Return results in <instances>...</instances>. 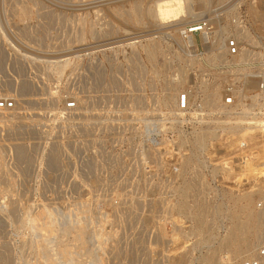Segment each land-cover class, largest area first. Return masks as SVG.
<instances>
[{
    "label": "rangeland",
    "instance_id": "obj_1",
    "mask_svg": "<svg viewBox=\"0 0 264 264\" xmlns=\"http://www.w3.org/2000/svg\"><path fill=\"white\" fill-rule=\"evenodd\" d=\"M154 1L0 0V100L15 98L17 107L0 112V264H208L211 256L213 264H241L261 244L264 132L244 135L249 149L236 140L213 147L208 136L200 143L202 128L177 144L164 100L176 89V110L178 95L190 90L200 105L231 79L261 75L264 17L254 11L264 14V0H184L208 1L187 24L134 25L119 14ZM201 22L204 32L183 38V26ZM244 27L249 37L238 41L250 50L249 63L234 73L215 56L221 49L209 46ZM72 100L80 109H66ZM246 152L250 159L240 163ZM246 206L262 218L261 233L243 234L240 241L255 247L236 252L224 243ZM45 221L53 232L40 228ZM69 224L83 227L84 249L64 233ZM58 241L69 245L72 261Z\"/></svg>",
    "mask_w": 264,
    "mask_h": 264
},
{
    "label": "built area",
    "instance_id": "obj_2",
    "mask_svg": "<svg viewBox=\"0 0 264 264\" xmlns=\"http://www.w3.org/2000/svg\"><path fill=\"white\" fill-rule=\"evenodd\" d=\"M206 27L207 24L204 22L193 24L190 27H184L181 34L184 39H188L191 34L204 32ZM241 51L242 45L235 37L227 38L224 58L234 73L238 69H247L246 67L249 63L248 59L241 60ZM245 75L248 74L245 73ZM256 78L249 75L241 79L239 77L231 79L226 85V91L219 93L221 98V105L218 103L219 107L213 102L212 95L206 94L201 104L197 105L193 102L194 95L192 91L184 90L181 92L177 99V109L171 111L173 112L172 125L180 133V137H176L177 144H181L182 140H184L183 137L186 140L193 138L196 135V131L201 128L212 127V133L206 139L207 145L219 147L236 140L234 142H236L238 147L249 149L247 137L243 135L264 132V70ZM253 80H257L256 86L252 85ZM15 108V98L0 100V112L14 110ZM76 108L77 103L75 100L66 103L67 110H77ZM250 157L251 154L246 152L239 158L240 163H247ZM232 162L234 161L230 160L225 163L224 169L229 170L228 166H232ZM176 189L174 188L173 194L179 195ZM257 208L264 211V199L257 203ZM223 258L228 260L229 256L226 255ZM223 263L230 264L227 261L226 263L223 261ZM241 264H264V238L256 252L242 258Z\"/></svg>",
    "mask_w": 264,
    "mask_h": 264
},
{
    "label": "bare ground",
    "instance_id": "obj_3",
    "mask_svg": "<svg viewBox=\"0 0 264 264\" xmlns=\"http://www.w3.org/2000/svg\"><path fill=\"white\" fill-rule=\"evenodd\" d=\"M155 2V1H154ZM202 5H198V6H193V5H186L184 0H158L155 2L154 6L153 7H143L142 5H139V4H134L133 6H131L130 8L128 9H124L123 11H121L119 14L121 16V18H123V21L126 22V23H131V24H134V25H139L141 23H143L144 20L146 19H153V21H157L158 23H166V22H173V21H181L184 23V24H187V23H191L192 21H188V20H185L186 17H189V18H195V17H198L202 14V12L200 13H196V10L198 8H202V9H206L207 6H208V1H203L201 3ZM28 10L29 8L27 7H24L20 10L19 14L20 15H26L28 13ZM254 15L258 18H263L264 17V14L262 13H259V12H256L254 11ZM119 17V16H118ZM184 20V21H183ZM184 28V26H183ZM181 28V30L183 29ZM245 29V27H244ZM247 29V28H246ZM246 29L243 30V28L241 29H237L236 30V34H234V37L239 40V41H243L245 39H248L249 37V34L246 32ZM225 30H223V33H224ZM248 31V30H247ZM97 33V32H96ZM223 35V34H222ZM29 37V36H28ZM218 39H216V41H213L209 47H211V50H216V49H221V52L219 54H215V56H221V57H224L225 54H226V44H225V38L222 39L221 35L220 36H217ZM152 48V47H151ZM153 49H155V46L153 47ZM149 50V49H148ZM149 56L151 57H154L155 53L152 52V50H150L149 52ZM250 50L247 49V48H244L242 47V51H241V60H244L246 58V56H249L250 54ZM218 58V57H217ZM69 61L67 59H64V60H61V61H58L55 63L54 67L56 69H64V67L67 65ZM217 86V84H216ZM215 86V87H216ZM174 88H172L173 90ZM218 87H216V89L212 92V96H213V102L216 103V106H218V103L221 105V98H220V95L218 92ZM168 90H170L168 88ZM172 90L166 94V97H165V100H164V104L166 107L170 108L171 111L175 109V104H176V100H175V93H172ZM176 91V89H174ZM8 92V91H7ZM6 95V94H5ZM139 99V98H138ZM210 100V99H209ZM79 103L81 101V99L79 98ZM208 102V101H207ZM212 102V103H213ZM83 106V105H82ZM80 106H78L76 109H80L79 108ZM17 108V107H16ZM177 109V108H176ZM75 111V110H74ZM9 113V112H8ZM21 113V112H20ZM5 114V113H4ZM18 114V113H17ZM9 115V114H8ZM10 116V115H9ZM17 116V115H16ZM7 119V118H6ZM12 119V118H10ZM20 119V118H19ZM2 120V119H0ZM12 121V120H11ZM5 123V122H4ZM16 124V123H15ZM209 128V127H208ZM209 129H203V131L198 134L197 138H198V141L200 143H202L204 141V139L209 136V134H211V132H208ZM211 131V130H210ZM245 135V134H244ZM243 135V136H244ZM20 139V138H19ZM198 142V143H199ZM16 143V142H15ZM204 143V142H203ZM200 145V144H199ZM18 148V147H17ZM26 148V147H25ZM24 151V150H22ZM3 151H1L2 153ZM56 154V153H55ZM58 156V155H57ZM24 157V156H23ZM54 157V156H53ZM1 158V157H0ZM1 166V165H0ZM3 166V165H2ZM7 170V169H6ZM8 172V171H7ZM3 173V172H2ZM9 173V172H8ZM8 175V174H7ZM9 179V178H8ZM189 189V188H188ZM186 191V190H185ZM7 194V193H6ZM13 195V194H12ZM18 196V195H17ZM11 197V196H10ZM18 199V198H17ZM4 200V199H3ZM7 201V200H6ZM22 201V200H21ZM11 202V201H10ZM7 204V203H6ZM3 206V205H2ZM12 206V205H11ZM10 206V207H11ZM4 207V206H3ZM15 207V206H14ZM23 207V206H22ZM242 207V206H240ZM13 208V207H12ZM21 208V207H20ZM201 208V206H200ZM244 208V207H243ZM16 210V208H14ZM43 209V208H42ZM239 209V208H238ZM241 209V208H240ZM249 207L246 206L244 208V211L246 210V213L244 212V214H246V218L242 220V218L240 219H237L236 220V223H235V230L232 231L230 233V236L229 238L227 239V243H224V246L225 244H228V247L229 245H232V247L236 246L235 247V251L236 252H240V251H246V250H250L252 248L255 247V243L254 242H251L249 239H246L243 243L242 240L243 239V234H247V233H251L255 238H258L260 236V233H261V226H262V222H261V219L260 217H258L256 220H254L253 218V214L248 211ZM200 210V209H199ZM48 208H47V212H48ZM51 211V210H50ZM49 211V212H50ZM240 211V210H239ZM242 211V210H241ZM236 212V211H235ZM234 212V216L236 218L237 215L239 214L238 212L235 213ZM15 213V212H14ZM50 214V213H49ZM94 214V213H93ZM200 214V213H198ZM202 214V213H201ZM43 216H50L48 215V213H43L41 214ZM203 215V214H202ZM198 216H201V215H198ZM197 216V217H198ZM261 216V215H260ZM53 217V216H52ZM203 217V216H202ZM241 217V216H240ZM77 218V217H76ZM204 218V217H203ZM202 218V219H203ZM43 219V218H42ZM45 219V218H44ZM49 219V218H48ZM81 219V218H80ZM200 220V222L202 223V221L204 222L205 221V218L202 220L201 217L198 218ZM197 219V220H198ZM47 220V219H46ZM196 220V221H197ZM76 221V220H75ZM199 222V221H197ZM205 224V223H204ZM34 225V224H33ZM202 225V224H201ZM39 226V224H38ZM99 226V225H98ZM56 226L52 223V221H45L44 223L41 224L40 228L42 229H47L48 231H51L53 232L54 231V228ZM200 227V225L198 226ZM202 227V226H201ZM205 227V225H204ZM200 229H203V228H200ZM42 231V230H41ZM63 231L64 233H74L73 235V238L75 241H77L79 243L78 247L80 250L84 249L85 248V232L83 230V227L82 226H76L75 224H69V225H65L63 227ZM263 232V230H262ZM101 234V233H100ZM250 234V235H251ZM40 235V234H39ZM38 235V236H39ZM41 237V235H40ZM52 237V236H51ZM111 237V236H110ZM36 238V237H35ZM55 238V237H54ZM53 238V239H54ZM52 239V238H51ZM108 239V238H107ZM36 241V240H35ZM135 244V243H134ZM42 245V244H41ZM55 247V246H54ZM58 247L60 248L61 250V254H62V257L63 258H66L70 261H72L74 259V256L72 255L73 252L70 251V248H69V245L68 244H64L63 242H60L58 241ZM101 247V246H100ZM6 249V248H5ZM8 250V249H7ZM51 250V248L49 249ZM114 251V250H113ZM232 251V250H231ZM4 252V251H3ZM48 252V251H47ZM243 253V252H242ZM2 257V256H1ZM4 257V256H3ZM56 257V256H55ZM209 256H207L208 258ZM212 257V256H211ZM210 257V258H211ZM5 258V257H4ZM53 258V257H52ZM88 258V257H87ZM208 258L206 259L207 260V263L208 264H211V259ZM82 259V258H81ZM7 260V259H5ZM9 260V259H8ZM61 260V259H60ZM113 260V259H112ZM47 261V260H46ZM50 261V260H49ZM57 261V260H56ZM4 262V261H3ZM67 262V261H66ZM155 262V261H154ZM59 263V262H58ZM3 264V263H2ZM47 264H56L55 262L51 261ZM213 264V263H212Z\"/></svg>",
    "mask_w": 264,
    "mask_h": 264
}]
</instances>
